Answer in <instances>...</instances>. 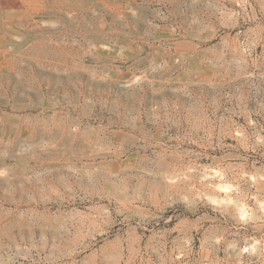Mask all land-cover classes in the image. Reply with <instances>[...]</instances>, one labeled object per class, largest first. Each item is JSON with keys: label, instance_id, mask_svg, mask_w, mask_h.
Listing matches in <instances>:
<instances>
[{"label": "rangeland", "instance_id": "obj_1", "mask_svg": "<svg viewBox=\"0 0 264 264\" xmlns=\"http://www.w3.org/2000/svg\"><path fill=\"white\" fill-rule=\"evenodd\" d=\"M0 264H264V0H0Z\"/></svg>", "mask_w": 264, "mask_h": 264}, {"label": "clouds", "instance_id": "obj_2", "mask_svg": "<svg viewBox=\"0 0 264 264\" xmlns=\"http://www.w3.org/2000/svg\"><path fill=\"white\" fill-rule=\"evenodd\" d=\"M229 189L228 188H222L221 191H228ZM246 215V214H245ZM241 219H244V215L241 216ZM259 241H257L255 244H253L252 247L250 248H244L242 251L247 253V252H252V253H255L256 251V244H258Z\"/></svg>", "mask_w": 264, "mask_h": 264}]
</instances>
